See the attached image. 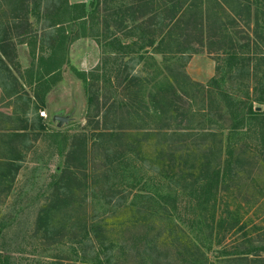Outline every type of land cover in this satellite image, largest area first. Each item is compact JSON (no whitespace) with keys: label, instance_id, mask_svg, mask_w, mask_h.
Here are the masks:
<instances>
[{"label":"rangeland","instance_id":"rangeland-1","mask_svg":"<svg viewBox=\"0 0 264 264\" xmlns=\"http://www.w3.org/2000/svg\"><path fill=\"white\" fill-rule=\"evenodd\" d=\"M22 2L0 0L2 31L7 29L13 7ZM65 2L82 3L86 11L96 4V0ZM108 7L117 11L123 6L121 0L113 4L99 0V13L94 19L86 16L67 22L71 15H55L59 24L47 27L44 25L53 17L47 18L43 7L35 13L30 5L31 33L14 39V59L0 53V175L8 176L0 181V264L59 260L104 264L105 247L109 245L103 246L102 253L90 236L85 237V226L90 220L112 226L115 233L148 230V241L155 240L170 264H189L184 259L186 254L180 257L175 252L179 242L187 240L197 241L201 250L205 248L206 257L200 259L206 264H253L230 257L264 249V234L253 235L251 231L253 226L264 227V114L253 120L247 113L250 104L264 111V104L255 102V82L263 70L255 69L252 62L245 70L233 66L230 71L224 54L209 53L205 48L174 53L157 47L161 37L149 47L150 36L135 32L137 25L130 20L118 25L119 18L105 16ZM57 27L62 30L56 32ZM169 69L174 72L169 73ZM181 72H185L189 82L181 77ZM84 77L88 94L96 95L100 105L106 99L127 103L135 99L137 103L143 98V102L150 103V96L164 97L173 86L182 103L187 102L189 107L184 105L179 115L170 113L171 125L166 134L170 135L177 124L184 128L190 143L202 147L191 154L181 149L174 156L161 155V159L156 150L147 149L136 155L129 153L123 140L106 136L104 142L103 137H92L87 141V153L78 151L70 161L77 180L70 182L69 193L57 192L55 177L65 167L70 145H80L75 136L82 134L87 116L92 114ZM128 85L131 87L126 88ZM117 111L109 116L110 126L117 127L115 123L121 119ZM161 112L145 110L141 115L146 121L143 125L156 128L165 116ZM55 116L66 120L58 124ZM240 119L244 126L232 131ZM123 120L126 124L127 120ZM90 135L94 134L89 130L87 136ZM167 159H171L167 167L171 178H165V167L157 163L163 160L162 164L167 165ZM10 160L18 166L11 179L8 168L2 165ZM225 168L229 192L211 188L208 199L199 202L207 204L197 206L198 188L207 182L204 174ZM244 199L260 202L251 210L241 208L236 212V217H242L241 222H250L237 231L218 229L217 220L223 217L231 222L236 214L226 213L225 207L231 212L245 205ZM144 217H148L146 222ZM172 224L178 229H173Z\"/></svg>","mask_w":264,"mask_h":264},{"label":"trees","instance_id":"trees-1","mask_svg":"<svg viewBox=\"0 0 264 264\" xmlns=\"http://www.w3.org/2000/svg\"><path fill=\"white\" fill-rule=\"evenodd\" d=\"M65 1L66 0H60L59 3H56V0H23L18 6L13 7L14 12L11 13L8 18L7 29L2 31L0 28V53L10 60L16 57L14 39L23 38L25 35L31 33L29 16L32 9H36L35 13H38L39 9L43 7V11L47 14V18L53 17L50 23L44 25L47 27H55L59 24V20H56L55 15H71L67 21L69 22L83 20L86 16L87 18L90 17L94 19L96 12H98L99 0H96L94 8H89L87 11L82 3L69 5ZM108 1H110V3L112 2V4L113 2L115 3V0ZM123 2L124 4H122ZM121 5L123 7L118 9L119 11H116V8H105L104 12H108L105 16L114 20L115 17L119 18L120 23L118 25H123L127 20L136 23L135 32L140 31L145 37L147 35L150 36L151 40L147 42V46L149 47L155 43L157 37H161L157 47L160 48L163 46V48L170 49L174 53L187 54L205 48L204 50H207L209 53L215 52L224 54L227 60L226 66L229 70L232 69L233 66V68L239 67L241 70H245L252 62H255V69L259 71L263 70L262 75L257 77L255 82V102L264 104V0H121ZM98 13L96 14L97 16ZM106 28H110L109 22H106ZM61 30L62 29L59 27L56 28V32ZM111 33L112 31L110 34ZM54 47L55 46H52V48ZM238 58H244L245 61ZM236 59H238V61H236ZM173 72L174 70L169 69V73ZM179 74L185 81H190L185 72ZM108 81H110V76ZM133 81H135L134 78ZM211 81H214V79ZM84 84L88 95V110L91 109L92 114L90 117L87 116V126L83 128L82 134L75 136V139L79 137L80 145H70L65 155V167H63L55 177L54 188L57 192L59 190L63 192L62 194L65 192L69 193L70 182L77 180L75 169H70V161L75 157L78 151L84 152L85 154L87 153V141H90L92 137L94 140H96V138L102 139L103 137L104 142L107 137L116 138L118 141L119 139L123 140L127 142L129 146V153L136 152V155L144 153L147 149L156 150L161 159L163 158L161 155L169 154L174 156L176 153H179L181 149H185V151L191 154L194 149L202 147L196 142L190 143L187 137H185L186 132L184 128H180L177 124L172 128L170 135L166 134V131L169 130L171 125L169 117L172 118V116L170 113L179 115L183 113L182 107L184 110V105L189 107L187 102L184 104L182 103L183 100L173 86L169 87L164 97L158 94L150 96V103L143 102V98L137 103L135 99H132L131 103L122 100H112L110 102L106 99L105 103L100 105L96 102V95L92 97L88 94L90 93V89H88L87 79L85 77ZM129 87L131 86H126V88ZM227 97L231 100V96ZM161 101H163V103H161ZM138 103L143 105L137 106ZM145 110L147 113L153 112V114H159L160 111H162L161 113L165 115L163 119L158 122L159 124L156 125V128L150 129L143 125L146 121L141 115ZM116 111L121 119L115 123L117 127L110 126L108 122L110 120L109 116ZM185 112L187 113V111ZM247 113L250 119L257 120L259 116L264 114V111H259L257 107L250 104ZM123 118L127 120L126 124ZM134 122L136 125L133 124ZM243 126V119H240L233 125L232 131L242 128ZM89 130L92 131L94 135L87 136ZM161 132L162 134L159 135ZM106 152L107 161H109V150ZM229 156L231 158V153H229ZM141 160L145 161L144 159ZM162 161L163 160H160L159 162L158 160L157 162L165 167L164 171L167 175H162V177L171 178L167 169L168 166L170 167L168 162H170L171 159H167V165L162 164ZM225 162L229 164L228 160H225ZM200 164L203 165L201 162ZM2 165L8 168L6 171L8 175L11 176L10 179L17 174L18 166L15 164L14 160L4 162ZM213 171L214 173L206 172V174H204L207 182L198 188L197 196L199 198L196 204L197 206L207 204V202L204 204H199V202L205 197L208 199L206 195L211 194V188H215V190L220 189V191L222 190L227 193L229 192L228 185L225 184V179L228 176V168L222 171L219 169ZM83 173L85 176V172ZM230 173L231 171H229V174ZM4 178H8V176L1 174L0 181ZM263 196L262 194L261 197ZM260 200H262V198H260ZM215 202L216 201H214L213 204L214 207ZM148 203L149 202H146V204ZM243 203L245 205H240L231 212L228 207H225L226 213H236L241 208L251 210L256 203L260 202L258 199H244ZM50 208L51 206L47 207V209ZM153 209H155V206ZM236 215L237 213L231 218V222H226V219L223 217L217 220V228H222L224 232L226 228L230 231H237L243 229V227L250 222V219L246 222H241L242 217H236ZM144 220L146 222L148 217H144ZM175 224L178 225L176 222ZM171 227L173 229L177 228L173 224ZM114 230L112 226L106 223L104 224L100 222V220H90L87 226H85V237L90 236L94 246L98 250L102 252L103 246L105 244L109 245L105 247L104 257L106 262L104 264H150L151 261H153V264H170L169 259H167V254H162V251L158 250V246L154 244L155 240L151 239L150 242L148 241V230H144L143 232H131L125 229L120 233H115ZM251 231H253V235L257 232L264 234V227L253 226ZM199 245L197 241L193 240H187L184 243L179 242V246H177V249L175 248L176 255L183 257V255L186 254L184 259L189 262V264H200V262L206 264V261L204 262L200 259V256L206 257L205 248L201 250L202 248ZM115 247L116 250L114 251ZM207 249H210V247ZM252 251L253 250H247L243 253H234L230 259H234V261H250L253 264H264V254L262 252V254H260V251L264 252V249H260V251L256 253ZM161 257L165 259V261L161 260ZM45 264L75 263H64L63 260H59L56 263L45 262ZM93 264L102 263L98 262Z\"/></svg>","mask_w":264,"mask_h":264},{"label":"water","instance_id":"water-1","mask_svg":"<svg viewBox=\"0 0 264 264\" xmlns=\"http://www.w3.org/2000/svg\"><path fill=\"white\" fill-rule=\"evenodd\" d=\"M54 119L58 121V124H61L63 121L66 120V118H64V117H59V116H55Z\"/></svg>","mask_w":264,"mask_h":264}]
</instances>
